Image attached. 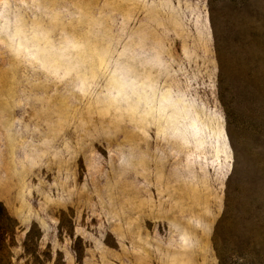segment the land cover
<instances>
[{
    "label": "rangeland",
    "instance_id": "rangeland-1",
    "mask_svg": "<svg viewBox=\"0 0 264 264\" xmlns=\"http://www.w3.org/2000/svg\"><path fill=\"white\" fill-rule=\"evenodd\" d=\"M0 263L264 264V0H0Z\"/></svg>",
    "mask_w": 264,
    "mask_h": 264
},
{
    "label": "trees",
    "instance_id": "trees-1",
    "mask_svg": "<svg viewBox=\"0 0 264 264\" xmlns=\"http://www.w3.org/2000/svg\"><path fill=\"white\" fill-rule=\"evenodd\" d=\"M1 239H2V238H1V236H0V240H1ZM3 250H5V248L1 246V247H0V251L2 252ZM0 264H1V263H0ZM5 264H10V261L7 260Z\"/></svg>",
    "mask_w": 264,
    "mask_h": 264
}]
</instances>
